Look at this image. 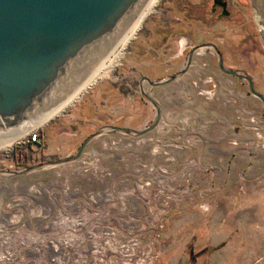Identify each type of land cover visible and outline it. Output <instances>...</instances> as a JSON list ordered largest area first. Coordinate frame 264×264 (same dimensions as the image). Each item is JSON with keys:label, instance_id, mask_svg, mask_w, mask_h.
<instances>
[{"label": "rangeland", "instance_id": "rangeland-1", "mask_svg": "<svg viewBox=\"0 0 264 264\" xmlns=\"http://www.w3.org/2000/svg\"><path fill=\"white\" fill-rule=\"evenodd\" d=\"M229 5L231 15L219 20L209 0H153L108 66L34 127L44 137L40 154L24 143L28 131L0 149V264H209L223 250L209 245L214 221L230 232L229 264H264V167L233 175L203 164L201 119L180 120L178 92L142 79L171 68L166 79L177 90L194 50L191 86L200 102L213 103L219 115L211 119L245 133L253 160L263 153L264 101L251 84L264 97V0ZM213 45L239 75L222 71ZM154 53L167 64L149 65ZM168 97L173 105L164 107ZM137 100L153 104L141 129L129 126L147 113L131 110ZM158 108V124L136 132L156 123Z\"/></svg>", "mask_w": 264, "mask_h": 264}, {"label": "water", "instance_id": "water-1", "mask_svg": "<svg viewBox=\"0 0 264 264\" xmlns=\"http://www.w3.org/2000/svg\"><path fill=\"white\" fill-rule=\"evenodd\" d=\"M149 1L0 0V137L36 125L67 101L112 52ZM222 6H227L226 0ZM213 47L222 71L239 75L224 67L222 54ZM193 54L194 50L189 64ZM145 79L152 86H162L174 77L160 82ZM251 90L264 101L253 84ZM159 120L158 108L156 123L136 132H147Z\"/></svg>", "mask_w": 264, "mask_h": 264}, {"label": "crops", "instance_id": "crops-1", "mask_svg": "<svg viewBox=\"0 0 264 264\" xmlns=\"http://www.w3.org/2000/svg\"><path fill=\"white\" fill-rule=\"evenodd\" d=\"M169 40L167 37L162 38V46L167 44ZM187 42V41H186ZM185 43V41H184ZM183 43V46H186ZM155 52V50H154ZM148 53V52H147ZM155 54V53H154ZM154 60L152 62H148L149 65L160 67L162 64H167V61L165 59L161 58L162 56H159L157 54L154 55ZM198 55L192 56V62L188 68V71L182 75L180 78L179 87L173 88L171 84H166L162 86H156L157 88H164L165 92L170 91H177L179 94V100H178V117L180 120H183L184 122L190 121V122H196L198 119H201V122L203 123L201 129L202 131L199 133L201 139H203V145H200L197 153L200 155V159L203 164L205 165H212L216 170H225L230 171L231 174H238L240 172H245L249 170V175H255L259 171H261L264 167V151L263 153H259L257 157L253 160V158L247 153V148H245L241 141L245 138V133H236L233 129V126L231 125V129H228L227 127H221L217 126L216 122H214L211 119V116H218L219 113H215L213 108V103L211 102H200L199 98L196 96V93L194 89L191 86V82L196 79V67H194L195 63L199 60L197 57ZM172 56L169 55L168 59H170ZM189 59V56H188ZM188 61V60H187ZM188 63V62H187ZM135 67V66H133ZM166 73H157L160 74L158 76H143L142 79L147 77L150 80H154L156 82L163 81V79L166 80L170 76V72L172 71L171 68H165ZM175 73V72H174ZM171 86V87H170ZM173 88V89H172ZM103 93H101L102 96ZM156 98V97H154ZM169 98V99H168ZM164 100L163 103H161L164 107H170L172 104L170 97H168ZM157 99V98H156ZM160 103V102H159ZM117 105V102H115V106ZM142 105V106H140ZM153 107V104L151 105L148 101L140 103L139 100L135 101L131 105L132 111H139L143 108V110L146 108V114H144V111H142V117L137 118L135 121V124L129 125L133 129H141L144 128L152 118V112L151 110ZM88 109L90 110V118L92 119L95 116V111L91 105L88 104ZM122 107H117L114 109L115 114H121L122 113ZM167 116H171V112H167L165 115V118ZM227 121L232 122L234 121V116L231 115ZM164 126V125H163ZM162 126V127H163ZM239 142L240 144L236 145L235 143ZM260 157V158H259ZM262 160V161H261ZM250 168V169H248ZM234 180V179H233ZM234 182V181H233ZM221 200V199H220ZM226 201H230L229 198L226 197ZM229 208H227L226 212L228 213ZM217 212V210H216ZM215 213V211H214ZM213 213V214H214ZM219 221H214L212 223V228L214 231L210 233L209 237V245L216 247V248H222L220 252H217L216 254L212 255L209 264H229L231 261V258L229 257L230 251L233 247L230 246L228 243V238L230 236V232L228 229L223 230L219 227ZM226 235V236H225ZM203 244V243H202ZM205 245L204 249H207Z\"/></svg>", "mask_w": 264, "mask_h": 264}, {"label": "bare ground", "instance_id": "bare-ground-1", "mask_svg": "<svg viewBox=\"0 0 264 264\" xmlns=\"http://www.w3.org/2000/svg\"><path fill=\"white\" fill-rule=\"evenodd\" d=\"M258 1V0H257ZM153 0H150L143 12L140 14L139 18L136 20V22L133 24V26L130 28V30L124 35V37L119 41V43L116 45V47L112 50V52L106 57L105 60L102 61V63L98 66V68L95 70V72L92 74V76L63 104H61L58 108L53 110L51 113L48 115L44 116L38 123L37 125L34 126H28L26 128H21L14 130L11 132V134L7 136H1L0 137V149L6 147L12 142H15L21 135L25 134L27 131H30L31 128H34L42 123H45L46 120L49 118L53 117L57 111H59L62 107H64L67 103H69L76 95H78L84 88L85 86L92 80V78L96 75V73L103 67V65L111 58L113 57L116 52L121 48L120 45L126 40L127 36L130 34L131 30L134 29V26L138 24L140 19L144 16V14L147 12L148 8L152 4ZM150 10V9H149ZM258 18L259 15H258ZM138 26V25H137ZM125 39V40H124Z\"/></svg>", "mask_w": 264, "mask_h": 264}, {"label": "flooded vegetation", "instance_id": "flooded-vegetation-1", "mask_svg": "<svg viewBox=\"0 0 264 264\" xmlns=\"http://www.w3.org/2000/svg\"><path fill=\"white\" fill-rule=\"evenodd\" d=\"M210 1V14L212 15V16H214L216 19H219V20H221V19H224V18H227V17H229L230 15H231V12H230V10H229V0H226V2H227V6L226 7H223L222 6V1H224V0H222L221 1V3H219V2H216V0H209ZM187 9H189V8H187ZM147 13V12H146ZM146 13L144 14V16L140 19V21L138 22V26L140 25V23L142 22V20L144 19V17H145V15H146ZM135 26L134 27V29L132 30V32L127 36V38L128 39H130L131 38V36L133 35V33L135 32V30L137 29V27L138 26ZM136 28V29H135ZM126 38V39H127ZM126 41H124L123 43H125ZM184 43V42H183ZM185 45L187 44V42H185L184 43ZM108 64L109 63H105L104 65H103V67L96 73V75L102 70V69H104L106 66H108ZM95 75V76H96ZM94 76V77H95Z\"/></svg>", "mask_w": 264, "mask_h": 264}, {"label": "built area", "instance_id": "built-area-1", "mask_svg": "<svg viewBox=\"0 0 264 264\" xmlns=\"http://www.w3.org/2000/svg\"><path fill=\"white\" fill-rule=\"evenodd\" d=\"M252 121L254 120L252 119ZM24 143L27 144L35 154H40L42 148L44 147V137L40 129L33 128L28 131V133L25 135Z\"/></svg>", "mask_w": 264, "mask_h": 264}]
</instances>
